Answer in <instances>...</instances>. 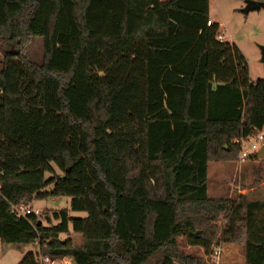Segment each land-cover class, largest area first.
<instances>
[{"label": "trees", "instance_id": "trees-1", "mask_svg": "<svg viewBox=\"0 0 264 264\" xmlns=\"http://www.w3.org/2000/svg\"><path fill=\"white\" fill-rule=\"evenodd\" d=\"M208 1L0 0L13 48L0 59V240L38 246L17 264H203L237 199L243 264H264V199L206 193L207 163L235 161L233 140L264 127V77L236 72ZM37 36L40 61L25 54ZM61 195L69 209L11 210Z\"/></svg>", "mask_w": 264, "mask_h": 264}, {"label": "rangeland", "instance_id": "rangeland-1", "mask_svg": "<svg viewBox=\"0 0 264 264\" xmlns=\"http://www.w3.org/2000/svg\"><path fill=\"white\" fill-rule=\"evenodd\" d=\"M243 5L241 0H209L208 18L213 23V27L209 30L214 31L215 34L217 32L223 34V39L218 43L225 45L228 49V55L231 57L229 61L232 60L233 67L238 68L236 72L239 71L242 74L241 78L251 82L264 77V60H260L259 51V46L264 45V7L243 13L241 12ZM43 42L42 37L34 38L25 49L26 56L40 61L44 52ZM11 49L13 48L10 45L2 47L0 40V59L3 58L5 51ZM227 68L230 70L228 74L223 72L225 71L224 65H219L216 71L226 75L224 81L235 80V72L232 71L229 63ZM254 152L256 153V150ZM54 168L56 169V167ZM49 175L46 173L45 177L48 178ZM206 175L208 197L236 198L238 190L254 185L255 177H260L258 182L263 181L264 183V158L259 159L255 156L239 161L237 155L235 161H211L207 163ZM51 188L52 185H48L44 191H50ZM69 202L68 196H49L33 200L29 207L37 208L39 212L46 209H69ZM69 215L84 217L85 212L69 210ZM213 216L218 219L220 213L214 212ZM233 220H226L221 225L219 243L222 250L219 264H243L241 246L243 240L240 238L244 237V223L242 225L240 219ZM72 236L77 244L81 242L80 235L73 234ZM181 241H183L182 238ZM179 249L190 256L201 257L203 255L202 249L197 246H188L182 243ZM37 250V243H3L0 240V264H17L24 254ZM47 264H73V261L64 257L53 263L47 262ZM150 264H153V260Z\"/></svg>", "mask_w": 264, "mask_h": 264}, {"label": "built area", "instance_id": "built-area-1", "mask_svg": "<svg viewBox=\"0 0 264 264\" xmlns=\"http://www.w3.org/2000/svg\"><path fill=\"white\" fill-rule=\"evenodd\" d=\"M212 22L210 20L206 21V25H211ZM216 39L221 41L223 39V34H218ZM264 127L259 130H254L251 135L247 137H239L234 139L233 141L238 144V160L243 161L250 154H252L255 150L259 148V146L264 142ZM11 210L15 212L17 215L26 216L28 214L34 213L38 214L39 210L37 208H32L29 206H25L24 204H12ZM220 245H216L213 250L211 251L208 257H204L203 264H219L220 263V252H221ZM62 259V258H60ZM59 259L50 260L47 256H38L36 258L37 264H42L44 262H51L57 261ZM195 264V263H194Z\"/></svg>", "mask_w": 264, "mask_h": 264}, {"label": "crops", "instance_id": "crops-1", "mask_svg": "<svg viewBox=\"0 0 264 264\" xmlns=\"http://www.w3.org/2000/svg\"><path fill=\"white\" fill-rule=\"evenodd\" d=\"M208 4H209V1H208ZM252 154H255V156H256L255 152H253ZM259 178L260 177L254 178L255 183L253 186H248L247 188L240 189L237 191V193L247 197L248 199H252V200L253 199H264V189H263L264 183H263V181L258 182V180H260ZM243 210H244V202L241 201L240 199H237L227 220L234 221L233 219H235V220L240 219V221H242L241 224L243 225V223H244ZM234 214L236 216H233ZM240 240H243V237H242V239L240 238ZM65 258H68L71 260V258H69V257H65Z\"/></svg>", "mask_w": 264, "mask_h": 264}, {"label": "water", "instance_id": "water-1", "mask_svg": "<svg viewBox=\"0 0 264 264\" xmlns=\"http://www.w3.org/2000/svg\"><path fill=\"white\" fill-rule=\"evenodd\" d=\"M243 4L244 5L241 8V12L243 13L258 10L259 8L264 7V1H260V0H244ZM259 51H260V60H264V45L259 46ZM230 83H232V80L230 81ZM256 157L259 159L264 158V142L257 149ZM197 233L198 232H195L193 233V235L196 236Z\"/></svg>", "mask_w": 264, "mask_h": 264}]
</instances>
